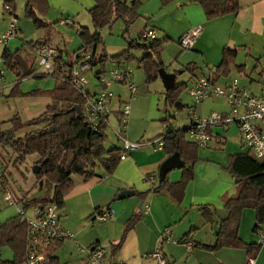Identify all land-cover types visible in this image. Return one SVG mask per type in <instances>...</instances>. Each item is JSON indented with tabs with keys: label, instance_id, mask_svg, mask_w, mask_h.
Instances as JSON below:
<instances>
[{
	"label": "crops",
	"instance_id": "1",
	"mask_svg": "<svg viewBox=\"0 0 264 264\" xmlns=\"http://www.w3.org/2000/svg\"><path fill=\"white\" fill-rule=\"evenodd\" d=\"M139 1L141 4V0ZM239 1L241 4V9L238 14H228L216 18V21H218L217 25L219 27L220 25L224 27V34L229 35L230 33V41L232 40L231 42L234 43L233 46H238V43H236L234 39V35H243V32L241 31L244 27L246 28L245 33H247L251 31V28L253 29V26H255V20L252 21V26L244 25L246 19L244 21L242 20V17H250L254 15L253 18H255L259 7L261 4H264V0ZM46 2L49 6L47 13L46 15H40L46 16V18L50 20L53 19L54 21L58 22L60 26H70L75 28V26L78 25V35L81 28L90 29V23H92L94 27L93 19L90 15V11L96 6L94 0H46ZM27 3L28 0L26 2V7ZM5 8L6 7L3 0H0L1 35L5 34L9 29L10 19L8 15H6ZM175 15H180L179 20L184 22V25L180 30H177L174 26H172L171 29L163 25V22L166 20L175 19L173 18ZM65 20L72 21L73 25L63 24ZM146 21L147 23L144 26V29H155L157 31L159 40L165 38L170 39L169 42L163 45V57L168 58L169 61H173L171 68L176 65L177 69L180 68L184 70L186 67L195 64V61L198 62V60L201 58L206 59L207 56L209 57V55L215 56V49L210 47L209 40V37L213 36L212 30H215L212 24L214 22L208 20L202 7L196 3H193L191 0H180L179 5L167 7L166 13L161 18V20L154 19L150 21L146 19ZM18 26L20 31L17 40H19L21 43H32L39 41L41 43H46L44 38H46L47 35L44 33L39 32L41 35L38 36L37 40H34L33 38L28 39L25 37V24L21 23ZM195 26H202L203 32L197 39L193 49L191 51L184 52L179 46V41L186 32ZM17 40L10 39L7 43H0V67H2L1 65L4 62L3 55L6 50H8L11 54L16 52L21 54L24 50V48H21L19 44L14 43H19ZM223 40L226 39H222L221 42H224ZM228 44H225L224 46L227 45L226 47H228ZM127 48L128 47H121V49L115 50L113 52H109L106 48H103L98 54H101V56L107 55L109 57H114L126 51ZM223 49H225V47ZM60 50L64 54L63 56L65 61L68 63H74V65H76L83 58V54L81 56L75 54V58L71 59L68 53L62 49ZM192 51H197V55H194ZM29 53L33 54L36 58L33 52V47H31ZM132 57L134 56L132 55ZM22 58L23 62L25 63H22L20 67V74H25V72L29 71L31 72V69L35 72L32 78L40 79L38 75L46 74L44 70L36 67V62L33 66H30L26 61V58ZM79 58L81 59L79 60ZM125 64H131L132 66V63H115L108 61L105 66V71H111L117 66H122ZM163 64L165 67V63ZM171 68L170 71H167L168 73L178 72L177 69H173L171 71ZM92 70L93 69L89 71ZM14 72L17 74L16 71ZM135 72L136 71L134 69L133 82L137 88L136 95L132 96V94L123 85H114L112 88L114 93L112 106L114 103H116V107H112L111 112L118 121V130L121 131L122 126L119 122V115L122 107L125 103L131 105L132 102H134V105L131 107V115L126 129L127 137L131 142H144L146 145L142 149L130 154V156L125 160H122L115 173L112 175L106 176L99 174L101 177L97 176L88 179L80 176L74 177V186L65 197L64 208L60 209L61 225L65 230L70 232L74 238L68 239L62 244L56 246L51 251V256L55 259V261L50 262L49 258L47 257L45 264H91L89 254L87 252H83V249L90 248L95 244H99L108 249L109 254L106 257L108 264H157L156 261L149 258V255L158 248L162 250L167 262H174L175 264H178V260H180L182 257L186 258V256L189 255L187 258L189 263L204 264V255L209 250H205L201 246H214L216 244V235L219 231L220 222L226 219L229 215L223 200L226 197L235 196L238 189L233 175L227 168L229 157L248 152L245 151L246 146L242 141L239 128H216L213 131L214 141L212 148L207 150L199 149V160L194 165V176L188 183L181 201H176V199H174L170 193L165 191V189L162 190L160 188V168L162 164L169 158V156L164 149H158L153 144L149 143L167 136L173 131V129L178 130L188 128L190 123L184 128L174 126V123L171 120L172 116L170 115V111L168 109L171 107L167 101L168 90L165 89L163 82V88L155 87V89L161 91L148 92L144 89L140 91L139 86H137L140 84H137L138 81ZM101 73L103 72L99 71L95 73V76L97 77V75ZM182 73H184V71H182ZM190 74L192 78L190 84L189 82H179V75L176 79V84H186L188 96L191 98L190 102L186 103L183 98H181V93L183 92L181 91L178 99L183 105L184 109H190L193 106V98L190 95V90L199 78H208L215 84L221 86H226L232 83L234 80H239L237 78L222 79V77H227L230 73L228 75H217L212 77V73H209V71L199 67H197L193 74ZM29 78L31 77H26L22 80H19L18 78L15 80V82L13 81V84L10 85L12 86L13 90L12 94H10V97L20 99V107L22 108L23 106L25 112L31 118V120L28 122L38 119L47 111L48 107L53 104V100L50 97H33L25 95L34 92L35 90H22L23 88L21 89V87L20 90H17L19 85ZM159 79L162 81L161 78ZM4 80H1L2 83ZM262 80H264V74L261 75V79L258 82V89ZM1 81L0 84H2ZM60 82L61 81L56 79L55 87L53 89H55L60 84ZM253 82V79H251L248 84L240 83L245 87L250 85L248 88L256 91L258 89L253 88ZM88 89L93 94L98 93L100 91L99 82L96 86V89L94 90H92V86L89 83ZM0 90V97L5 96L6 92L4 86L0 85ZM43 91H50V89ZM146 95L152 96V100L154 101L149 111V118L140 115V106ZM7 97L10 99L9 96ZM163 98H165V102L167 104V107L164 110L161 108V102ZM209 100L213 102H215V100L219 101L218 106H212L206 109V102H202L198 107V115L200 117H206L213 112L224 114L229 113L230 107L227 100L222 98ZM220 100L224 102H220ZM173 110L177 111L178 109L173 107ZM156 111L159 113L156 114ZM15 112L16 115L8 121L0 119V128L2 132L11 130L13 126L11 121L15 118H19L21 124L25 127L15 133L14 139L17 140L23 138L30 132H33L36 130V128L27 127L26 124L28 122L25 123L22 121L19 111ZM147 120L155 121L157 124L155 131L150 134L148 133L147 129H141L139 127L142 122H146ZM4 123H9L6 126L9 129L4 130V127L2 126ZM234 128H236L238 131L237 135H235V138L239 139L241 145L239 143H229V133ZM114 146H117L118 148L122 147L119 142ZM0 148L4 156L3 158L8 164V171L12 187L11 190L14 197L18 201H21V204H23L24 200L44 198L45 195L41 193L43 187H40L36 175L33 173V167L38 162L39 156L33 155L32 157L35 158L32 161H27L29 159L27 157L28 159H26L24 163H20L17 161V156L13 149L3 144H0ZM22 166H26V171L28 172V176H24V178L20 175ZM16 177L19 178V181ZM183 177V169L173 170L167 175L169 183H178L183 179ZM126 190L134 191L135 195L124 200H119L118 195ZM137 193H146V195L144 198H140ZM204 205L210 206L212 209H214L216 214V222L211 225L212 231L210 233L208 228L209 224H206L202 214L198 210L199 207ZM0 207H8L1 191ZM10 207L13 208L0 213V228L17 217V208L15 206ZM106 209H112L115 211L114 218L105 223L99 222L95 218L96 215L102 210ZM133 218H137L136 223L126 234L120 248H116V246H118L123 239V234L127 223ZM254 225V211L249 209L245 210L242 213L241 219V236L247 243H259V241H261V237L264 236V226L260 236L253 235L250 240H247L243 236V229H249L252 226L251 228L253 230ZM251 228L247 230V233L251 230ZM166 229H170L173 238L177 240L191 239L195 243V246L189 250L187 245L183 242L181 244L164 242L161 236L163 231ZM262 247L263 246L257 247L253 252L248 253V251H246L247 256L254 258L255 264H264V248L261 250ZM196 250L203 251V254H198L197 252L199 251ZM214 254L217 256H220V254L225 256V260L220 257V264H248L245 255L242 254L240 257L235 258L231 253L227 254V249L215 251Z\"/></svg>",
	"mask_w": 264,
	"mask_h": 264
},
{
	"label": "trees",
	"instance_id": "2",
	"mask_svg": "<svg viewBox=\"0 0 264 264\" xmlns=\"http://www.w3.org/2000/svg\"><path fill=\"white\" fill-rule=\"evenodd\" d=\"M96 6L90 11V15L94 23V32L88 28L79 30V38L82 47L80 52L84 55L91 53L90 65L91 68L96 65L102 66V72L105 71V66L108 61L115 63H131L135 59L131 52L136 50L144 51V55L139 59V63L143 67L148 83L154 82L160 78L159 70L164 64L161 58L163 45L170 41L169 38L141 43L130 42L128 48L123 53L109 57L97 53L98 48L102 45L101 30L114 24L116 20L122 19L126 24L125 33L139 19V0H133L129 4L126 0H94ZM165 2L167 0H164ZM193 3L200 5L208 20L216 19L228 14H238L241 9L239 0H191ZM5 7L8 6L16 11L17 0H3ZM46 0H28L26 7V17L33 21L34 26L38 30L50 27V24L44 22L40 18V14L46 15L48 10ZM46 42V41H45ZM36 43H30L34 47ZM47 43V42H46ZM237 50L225 48L223 50L222 62L218 70L224 69L223 75L229 74V65L232 58L236 57ZM81 58H79L80 60ZM5 65L17 72L19 80L26 77H32L35 72H25L20 74V67L23 58L19 52L11 54L8 50L3 55ZM74 63L64 65V72L71 70ZM197 67L193 65L186 67L183 71L194 73ZM222 73L214 74L215 77ZM38 77H51L45 74ZM186 84H176L175 87L167 91V101L171 107L182 110L183 105L178 97L181 91L185 90ZM27 96L33 97H50L53 104L48 107L47 111L38 119L30 121L26 124L27 127H35L36 130L30 132L23 138L15 140V133L23 129L25 126L21 124L19 118L11 121L12 128L7 132H2L0 128V144L13 149L17 156V161L24 163L27 157L38 155L39 160L36 163L41 167V171L36 178L40 184H49L53 188L51 198H33L24 200L23 208L26 210L38 207L43 211L49 203L54 202L60 209L64 208L65 197L74 186V177L80 176L83 178L101 177V175H112L115 173L120 160V150L117 146L107 150L106 130L107 124H102L100 130L95 131L90 128L85 116L81 117L74 110L80 106L84 112L83 99L78 92L69 84L60 82V84L50 91H34ZM42 126V127H40ZM40 127V128H39ZM188 128L178 129L164 137V150L168 156L179 153L181 159L186 163L183 179L178 183H169L168 178L160 184L161 189H165L170 195L181 201L188 183L194 176V165L199 160V149L196 145L186 140V132ZM228 170L233 175L236 185L237 194L235 196L226 197L223 202L229 215L226 219L220 222L219 231L216 235L217 241L214 246H201L205 250L212 252L221 249H239L243 248L249 252H253L257 247L263 246L262 240L254 243H247L241 236V219L242 213L249 209L255 213V225L253 233L260 236L264 226V159H257L248 150L243 154H237L229 157ZM158 191V190H157ZM140 198H144L146 193L138 194ZM202 214L206 224H214L215 211L210 206L204 205L198 208ZM137 218L131 219L123 234L121 243L116 246L120 248L125 239L126 234L136 223ZM27 232L28 225L16 219L6 223L0 228V247L9 246L13 253V260H2L0 264H25L27 261ZM262 236L261 238H263ZM175 239V238H174ZM175 244H186V241L191 239L177 240ZM164 242H167L163 240ZM174 243V242H170ZM62 244V243H60ZM60 244H54L45 250L46 256L50 262L55 261L51 256V251ZM193 247L195 243L193 242ZM188 247V246H187ZM192 247V248H193ZM191 248V249H192ZM189 249V250H191ZM117 250V249H116ZM167 264H175L167 262Z\"/></svg>",
	"mask_w": 264,
	"mask_h": 264
},
{
	"label": "built area",
	"instance_id": "3",
	"mask_svg": "<svg viewBox=\"0 0 264 264\" xmlns=\"http://www.w3.org/2000/svg\"><path fill=\"white\" fill-rule=\"evenodd\" d=\"M5 10L10 19L9 29L5 34H0V43H7L10 39L17 38L20 31L16 12L8 6ZM63 24L73 25L70 20H65ZM202 32L203 27L197 26L186 33L179 41L181 49L191 51ZM157 38V31L153 28H145L140 35L141 41L145 43ZM33 52L36 56L37 67L44 70L45 75H50L69 84L78 92L84 102L83 114L86 123L95 131L100 130L104 123L108 125V119L112 113L111 105L114 99L112 88L114 85L125 86L132 96L137 93V88L133 82L134 69L131 64L117 66L111 71L97 75L100 91L93 94L88 89L89 82L85 77V73L92 69L90 65L91 52L85 54L82 60L67 72H64V65L68 62L65 61L64 54L59 48L51 47L48 43H36ZM4 74V70L0 67V81ZM190 95L193 98V106L189 109L190 125L186 132L188 142L196 145L198 149H211L214 141L213 131L216 128L237 127L244 145L257 159H264V80H262L259 89L253 91L242 86L239 80L221 86L208 78H199L191 88ZM215 98L227 100L230 107L229 113L213 112L206 117H200L198 115L200 104ZM130 114L131 106L125 103L119 115L122 130L115 132L116 139L122 146L120 150L121 161L146 145L144 142L136 143L128 139L126 129ZM149 144H153L158 149H164V137ZM3 157L0 148V191L8 205L17 208V218L20 222L28 225L26 264H45L47 261L45 250L54 244L73 239L74 236L62 227L61 210L54 202L49 203L43 211L38 207H33L34 217H26V211L21 205V201L14 197L11 190L8 164ZM114 216V210L106 209L99 212L95 218L99 222L105 223ZM161 238L167 242L177 243L170 229L164 230ZM261 240L264 244V237ZM186 245L188 249H191L194 244L187 240ZM83 252L89 254L91 264H108L106 257L109 251L99 244L83 249ZM149 258L156 261L157 264H167V259L160 248L151 253ZM248 264H255L254 258L249 257Z\"/></svg>",
	"mask_w": 264,
	"mask_h": 264
},
{
	"label": "rangeland",
	"instance_id": "4",
	"mask_svg": "<svg viewBox=\"0 0 264 264\" xmlns=\"http://www.w3.org/2000/svg\"><path fill=\"white\" fill-rule=\"evenodd\" d=\"M26 2L27 0H17V6H16V11H15L17 18H18V25H20L21 23L25 24V31H26L25 37H27L28 39L33 38L34 40H37L38 36L41 35V33L39 32H42L45 35H47V37L44 38L45 39L44 41L48 40L46 42L48 44L50 43L49 45L51 47H55V48L57 47L59 49L64 50L66 53L70 55L71 59L75 58V54L80 55V56L83 54L80 52L81 40L77 32L78 25H76L75 28L70 27V26L62 27L58 24V22L54 21L53 19L50 20V19H47L46 16L40 15V18H42L44 22H47L51 25L48 28L38 30L34 26L33 21L26 17V13H25ZM127 2L132 3L133 0H127ZM179 2L180 0H167L166 2L164 0H141V5L139 6V14L141 16L135 22V24L129 28L128 32L125 33L126 24L122 19L116 20L113 25L101 30L103 43L98 48L97 53L101 52L103 48H106L107 51L109 52H113L115 50L121 49V47H128V43L132 41L142 42L140 39V35H141V32L144 30V26L147 23L146 19L150 21L154 19L161 20V18L166 13V8L169 6H177L179 5ZM253 17L254 15L250 17H242V20L245 21L246 19L244 25L252 26L251 23L252 21L255 20V26H253V29L251 28L250 32L245 33L246 28L244 27L241 31L243 32V35H234V39L236 43H238V46H233L234 43L231 42L232 40L230 41V33L229 35L224 34V27L222 25H220V27L217 25V22H218L216 21L217 19L210 20L211 22H214L212 24L215 30H212L213 36L209 37V40H210V47H213L212 49H215V56L209 55V57L207 56L206 59L201 58L198 60V62L195 61V64H193V66L203 68L204 70L209 71V73H214V74L222 73V75L226 74L224 73V69L220 71L218 70V67L221 64L222 58H223V50H224L223 48L225 47V48L237 50L236 57L232 58L231 63L228 67V69L230 70L229 71L230 74L227 77H222V79L237 78L240 80L242 84H248V82L251 79H253L254 81L253 88L258 89V84H259L258 82L261 79V75L264 74V4H261V6L259 7V10L257 11V15L255 16V18ZM173 18L175 19L166 20L165 22H163V25L171 29H172V26H174L177 30H180L184 25V22L182 20H179L180 15H175ZM89 25H90V30L94 32L93 24L90 23ZM195 27H192V29ZM191 30H189L188 32H190ZM13 39L17 40V38H13ZM222 39H226V40H223L224 42H221ZM17 41L19 43L17 42H14V43L19 44L21 48L22 47L24 48V50L22 51L20 55L26 58V61L28 62L30 66H33L36 62V58L34 57L33 54L29 53V51L31 50V45H30L31 42L21 43L19 40ZM225 44H228V47H226L227 45L224 46ZM216 47H217V55H216ZM218 49H219V52H218ZM163 52L164 50H162L161 52L162 61L163 63H165V67L164 66L163 67L167 71L168 70L170 71L171 64L173 63V61L172 60L169 61L168 58H164ZM184 52H188V51H184ZM196 52L197 51L195 52L192 51L194 55H197ZM143 53L144 52L142 50H136L132 52V55L134 56L135 59L131 63H132L133 68L136 71L135 73H136V78L138 81L136 82L137 84L138 83L140 84L137 86H139L140 91H142L143 89L148 92L161 91V90L155 89V87L163 88V84L160 79L157 80V83L156 81L150 82V83L146 81L145 71L140 65V63L138 62L139 59L142 57ZM1 66H2L1 69L5 71V77H4L5 80L3 78L2 81L4 80V82L2 83L1 81L2 84L0 85L4 86L6 95L0 97V101H1L0 119L4 121H8L16 115L15 111H19V115L22 117V121L26 123L29 120H31V118L25 112L24 107L23 106L22 108L20 107V99L15 98V97H10V94H12V91H13L12 86L10 85L13 84L16 79H18L17 74L11 69H9L5 65L4 62ZM92 69H93L92 71L85 73V77L87 81L91 84L92 90H94L96 89V86L98 85V78L95 76V73L101 71L102 66L96 65V66H93ZM173 69H177V66L174 65L171 68V71ZM177 70L183 71V69H180V68ZM198 71H201V70H198ZM191 80L192 78H191V74L189 71H185L184 73L178 76L179 82H189L190 84ZM55 82H56V78L54 77H47V78H40V79L31 77L28 80L22 82L17 88V90H20V87L21 89L23 88L22 90L28 89L27 91H31V90L43 91V90H48V89L51 90L55 87ZM248 87H250V85ZM7 96H9L10 99H8ZM181 98H183V100L186 103L190 102L191 98L188 96V91L186 88L181 93ZM216 100L215 102L210 101V100L205 101L206 109L208 107L218 106L219 101H216ZM153 102L154 101L152 100V96L150 95L145 96L140 106L141 116H144L146 118L150 117L149 111L151 109ZM220 102H224V101L220 100ZM133 105H134V102H132L130 106L132 107ZM112 107H116V103H114L113 106L111 105V109ZM166 107H167V104L165 102V98H163L161 102V108L162 110H164L166 109ZM168 109L170 111V115L172 116L171 120L173 121L174 126L184 128L189 125L190 120H189V109L188 108H185L182 111H179V110L175 111L173 110V107H169ZM157 113L159 112L156 111V114ZM111 115H110L111 117H109L110 119H108L109 121L107 125V130H106L107 139H106L105 147L107 150H110L112 147H114V145L118 143L115 132L119 131L118 130L119 124L115 116L112 113ZM8 124L9 123L2 124V126L4 127V130L9 129L6 127ZM139 127L141 129H147L148 133L150 134L155 131V128H157V124L155 123V121L147 120L146 122H142V124H140ZM237 133L238 131L236 128L232 129V131L229 133V143L230 144L239 143L241 145V142L239 141V139L235 138V135H237ZM245 151H248V147H245ZM32 156L28 157L29 159L27 158L28 159L27 161H32L35 158ZM20 175L23 178L24 176H28V172L26 171V166L21 167ZM16 178L19 181V178L18 177ZM41 193L44 194L47 198H51L53 195V188L50 187L48 183L44 184L43 190L41 191ZM4 200H5V197H4ZM7 206L8 207H0V213L5 210L13 208V207H10L8 203H7ZM26 217L33 218V208L26 210ZM211 225L212 224H209L208 226L209 233L212 231ZM249 229L248 228L245 230L243 229V236L247 240H250L253 237V235L257 236L256 234L253 233L252 228L248 232L249 233L248 234L247 230ZM263 248H264V245L261 248V250ZM229 250H232V251H229ZM196 251H199L197 252L198 254H203V251L201 250H196ZM246 251L247 250L243 248H239V249L227 248V254L231 253L235 258L240 257V255L243 254L246 256V260L248 261L249 256L246 255ZM188 257L189 255H187L186 258L182 257L180 260H178V264H192L188 262L187 260ZM220 257L223 260H225V256L221 254L220 256H217L214 254V252L207 251V253L204 255L205 262L203 263L204 264H220V259H221ZM0 259H3V260H13L14 259V253L9 246L0 247Z\"/></svg>",
	"mask_w": 264,
	"mask_h": 264
},
{
	"label": "water",
	"instance_id": "5",
	"mask_svg": "<svg viewBox=\"0 0 264 264\" xmlns=\"http://www.w3.org/2000/svg\"><path fill=\"white\" fill-rule=\"evenodd\" d=\"M182 74V71L174 72V73H168L165 68H161L159 70V76L162 79V82L165 86L166 90H171L176 85V79L177 76ZM74 110L78 113L79 116L83 117V111L81 110L80 106H77L74 108ZM186 166V163L181 159L179 153H175L174 155L170 156L161 166L160 172H159V180L162 183L167 175L176 169H183ZM41 171V167L37 164L33 167V173L35 175H38ZM40 187H43V182H40ZM135 195V192L132 190H126L121 192L118 195L119 200H124L130 196Z\"/></svg>",
	"mask_w": 264,
	"mask_h": 264
}]
</instances>
